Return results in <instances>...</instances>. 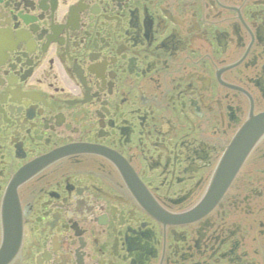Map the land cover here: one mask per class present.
Returning <instances> with one entry per match:
<instances>
[{
	"label": "flooded vegetation",
	"instance_id": "flooded-vegetation-1",
	"mask_svg": "<svg viewBox=\"0 0 264 264\" xmlns=\"http://www.w3.org/2000/svg\"><path fill=\"white\" fill-rule=\"evenodd\" d=\"M264 0H0V264H264Z\"/></svg>",
	"mask_w": 264,
	"mask_h": 264
},
{
	"label": "water",
	"instance_id": "water-1",
	"mask_svg": "<svg viewBox=\"0 0 264 264\" xmlns=\"http://www.w3.org/2000/svg\"><path fill=\"white\" fill-rule=\"evenodd\" d=\"M264 125V117L259 118V125L258 129ZM256 135L255 131L250 130L249 132H246L245 136H242V141L241 143L236 147V149L233 152V157L230 158L228 161L225 170L222 174L221 180L219 182V188L223 187L225 182H227V179L229 177V174L235 169L239 163L242 161L244 155L247 153L246 149L247 146L250 145L251 139H254ZM236 170V169H235ZM226 180V181H225Z\"/></svg>",
	"mask_w": 264,
	"mask_h": 264
}]
</instances>
